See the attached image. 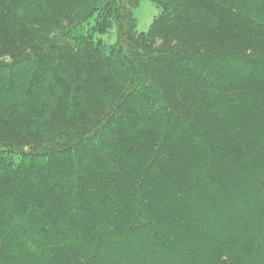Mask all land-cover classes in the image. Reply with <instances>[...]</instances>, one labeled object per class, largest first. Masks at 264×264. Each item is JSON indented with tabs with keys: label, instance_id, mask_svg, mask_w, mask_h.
Listing matches in <instances>:
<instances>
[{
	"label": "trees",
	"instance_id": "obj_1",
	"mask_svg": "<svg viewBox=\"0 0 264 264\" xmlns=\"http://www.w3.org/2000/svg\"><path fill=\"white\" fill-rule=\"evenodd\" d=\"M149 1L0 0V264H264V0Z\"/></svg>",
	"mask_w": 264,
	"mask_h": 264
},
{
	"label": "rangeland",
	"instance_id": "obj_2",
	"mask_svg": "<svg viewBox=\"0 0 264 264\" xmlns=\"http://www.w3.org/2000/svg\"><path fill=\"white\" fill-rule=\"evenodd\" d=\"M158 12L159 10L149 0H139L138 5L133 9V15L137 21L135 31L137 33L147 31ZM100 38L107 43H113L115 41V35L111 38H108L107 35L100 36Z\"/></svg>",
	"mask_w": 264,
	"mask_h": 264
}]
</instances>
